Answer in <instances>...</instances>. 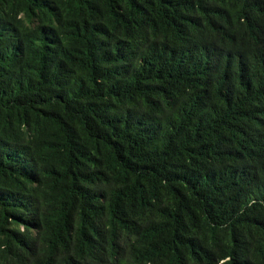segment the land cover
<instances>
[{"label": "trees", "instance_id": "16d2710c", "mask_svg": "<svg viewBox=\"0 0 264 264\" xmlns=\"http://www.w3.org/2000/svg\"><path fill=\"white\" fill-rule=\"evenodd\" d=\"M0 264H264V0H0Z\"/></svg>", "mask_w": 264, "mask_h": 264}]
</instances>
